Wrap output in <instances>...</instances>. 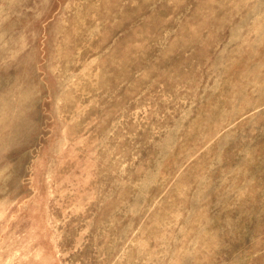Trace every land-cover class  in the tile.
Returning a JSON list of instances; mask_svg holds the SVG:
<instances>
[{
  "label": "rangeland",
  "instance_id": "374dc122",
  "mask_svg": "<svg viewBox=\"0 0 264 264\" xmlns=\"http://www.w3.org/2000/svg\"><path fill=\"white\" fill-rule=\"evenodd\" d=\"M0 264H264V0H0Z\"/></svg>",
  "mask_w": 264,
  "mask_h": 264
},
{
  "label": "clouds",
  "instance_id": "9594fccd",
  "mask_svg": "<svg viewBox=\"0 0 264 264\" xmlns=\"http://www.w3.org/2000/svg\"><path fill=\"white\" fill-rule=\"evenodd\" d=\"M21 130V128L14 127L10 124L0 123V140L15 138Z\"/></svg>",
  "mask_w": 264,
  "mask_h": 264
}]
</instances>
